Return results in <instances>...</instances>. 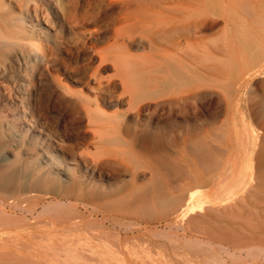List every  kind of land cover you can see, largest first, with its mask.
<instances>
[{"label":"bare ground","instance_id":"1","mask_svg":"<svg viewBox=\"0 0 264 264\" xmlns=\"http://www.w3.org/2000/svg\"><path fill=\"white\" fill-rule=\"evenodd\" d=\"M107 1L0 0V153L28 138L48 153L0 165V217L58 204L70 222L96 208L110 169L133 202L152 196L125 207L184 213L185 245L58 236L57 249L28 231L0 245L39 247L0 264H172L183 251L185 264H264V0Z\"/></svg>","mask_w":264,"mask_h":264},{"label":"rangeland","instance_id":"2","mask_svg":"<svg viewBox=\"0 0 264 264\" xmlns=\"http://www.w3.org/2000/svg\"><path fill=\"white\" fill-rule=\"evenodd\" d=\"M92 1H94L95 5H102L108 2L107 0ZM152 1L155 0H143L141 2L147 3ZM133 52L147 53L148 49H133ZM108 110L110 112L113 111V109L111 108ZM49 127L48 128L51 129L50 131L58 137L57 139L59 141V122L55 125L51 124ZM36 133L40 134L43 132H40V129H38ZM21 140V138H17V141L19 143H21ZM29 141L30 140L28 138V140L23 145V148H20L19 151L16 150L14 146V148L8 147L4 151H2L0 153V165H4L13 161L16 157V154H21L20 156L24 159L25 162H28V159L31 158V156H34L35 154L37 155V153L39 154V152L43 153L42 156L39 155L41 159L45 156H48V153L43 151L45 150L43 144L38 143V145L33 146L29 143ZM56 146L58 148L57 150L60 153H64V149L62 145H59V142L58 144L56 142ZM5 157H8V159H5ZM105 174L106 178L103 179V181L99 182V187H97L96 194L99 195L98 197L101 198V200L96 202V208L94 210H86L81 214L80 217H77L70 222L57 223V219L55 218L56 215H59L61 212L64 211V209H61L58 204H56L57 206H50L49 210L47 209V211H43V206L42 204H40L38 206V211L36 212V214L33 216L29 215L30 217L25 215L22 211L15 210L14 208H11L10 210V207H8L9 211H7V214L5 216L0 217V236L5 237L7 234H11L12 236L24 235L28 231H33L36 234H49V232H52V234L50 235V237H52L51 244L40 246H54L57 249H59L58 246L60 245V241L63 239L64 241H61V244H63L62 242H64V244L68 243L67 245H71L73 243H75L73 245H185L186 235L184 233V226H186L187 222L184 213L180 215L171 214V212L176 207L172 208V204L165 206L163 203L151 205L153 207V210L150 212L142 210L137 211L134 210L132 207L128 208L129 206L125 207L128 200H131V195L129 194L131 188L130 177L120 176L116 171L113 172L110 169H106ZM57 197H52V199L49 198L45 200L46 202H44V204L48 202H56L57 200L59 201V196ZM162 198L167 199L172 197L170 196V193L166 191L162 194ZM151 199L152 196L150 195L140 196L137 201L133 202L131 200L130 203L133 202L131 203V205L138 204L139 206H143V204H146ZM56 208L59 209V211ZM91 212L93 216L91 215ZM26 218H28V222H30L31 226L27 227L24 225H17L19 223L23 224V220H26ZM1 222L3 223L1 224ZM19 226L22 227L19 228ZM37 228L38 230H40L39 232ZM7 230L11 231L7 233ZM2 231L6 232L3 233ZM54 234H56L57 236H52ZM58 236L60 237L59 245L57 246V244L55 243V239L58 238ZM65 237L66 240L69 239L68 242H65ZM20 246L22 245H0V255H10L6 258L10 259L11 256L25 255L26 250H30V248L33 249L39 247V245H24L22 247ZM183 250L184 249H181V252ZM183 253V255L181 254L180 256L172 255V257H170V262L172 264H175V262L176 264H185L188 261V258L185 257V251H183ZM160 256L162 255L155 254L154 261H159V259L161 258ZM223 258L226 264H235L234 261L230 258V256L226 253L223 254ZM55 264H59V262H56Z\"/></svg>","mask_w":264,"mask_h":264}]
</instances>
